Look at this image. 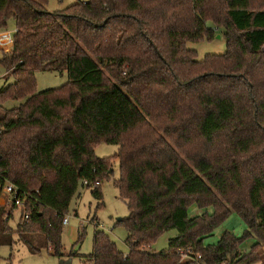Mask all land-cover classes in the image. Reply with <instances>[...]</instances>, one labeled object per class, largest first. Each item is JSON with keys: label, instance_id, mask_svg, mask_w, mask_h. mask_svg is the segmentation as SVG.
Masks as SVG:
<instances>
[{"label": "trees", "instance_id": "1", "mask_svg": "<svg viewBox=\"0 0 264 264\" xmlns=\"http://www.w3.org/2000/svg\"><path fill=\"white\" fill-rule=\"evenodd\" d=\"M48 0H0V30L15 22L0 59L14 82L0 89V199L6 184L25 207L17 231L41 233L62 256L63 221L81 185L104 205L102 180H115L129 215L128 253L97 226L84 264H257L264 245V0H78L50 12ZM224 37V54L198 58L189 42ZM37 72L68 74L38 92ZM22 101L6 109L4 101ZM102 142L118 146L99 157ZM212 213L191 217L192 206ZM258 241L239 255L226 231L231 213ZM28 215L29 219L24 220ZM0 206V245L10 234ZM95 217L92 219L94 220ZM178 235L150 252L164 233ZM83 242L79 233L76 244ZM1 264V257H0Z\"/></svg>", "mask_w": 264, "mask_h": 264}, {"label": "rangeland", "instance_id": "2", "mask_svg": "<svg viewBox=\"0 0 264 264\" xmlns=\"http://www.w3.org/2000/svg\"><path fill=\"white\" fill-rule=\"evenodd\" d=\"M78 0H48L47 9L50 12L63 11L68 6ZM15 31V22L11 20L6 30H0V59L4 54L12 49L11 32ZM220 35V34H218ZM213 40H202L200 42H189L188 47L198 52V58L201 60L208 54H224L227 50V44L224 37ZM7 71L4 66L0 65V89L14 82V78L10 77L6 80ZM37 91H45L47 89L59 88L68 82V74L57 72H37ZM22 101L8 99L4 101L3 106L6 109L18 107ZM118 151V146L110 145L105 142L100 143L96 148V155L99 157L113 156ZM112 173L108 179L101 182L100 189L104 197V205L96 210L98 201L92 194L93 188L81 185L77 195L74 197L65 218H68V224H63L62 233V249L61 254H54L51 247L46 246V240L43 234L34 233L29 235L31 245L38 249L33 252L17 231L20 217L23 209L4 208L5 217L8 214L9 226L11 233L3 235L0 245L1 264H61V261L71 260V264H84L79 256H86L93 251L94 233L97 229V223L100 224L99 229L104 230L110 238L117 244L118 248L128 253L129 249L125 242L128 232L123 224H117V218H125L129 215V208L126 201L121 197L120 190L115 180L120 178V162L114 160L112 164ZM1 203V201H0ZM212 213V208L200 209L192 206L190 209L191 217L202 215L204 213ZM95 217L94 220H92ZM248 226L245 221L233 212L230 216L217 228L212 235L207 236L203 240V246L208 247L219 242L222 235L228 231L241 238V242L237 250L241 256L249 253L253 245L258 241L256 235L246 236ZM79 233L83 234V242L76 244ZM178 232L172 230L164 233L150 249V252L159 253L168 248V242L171 238L176 237ZM77 253L79 256L69 257V254ZM186 259H182V262ZM235 260L228 261L226 264H234ZM257 264H264V245L263 259Z\"/></svg>", "mask_w": 264, "mask_h": 264}, {"label": "built area", "instance_id": "3", "mask_svg": "<svg viewBox=\"0 0 264 264\" xmlns=\"http://www.w3.org/2000/svg\"><path fill=\"white\" fill-rule=\"evenodd\" d=\"M16 31V30H15ZM0 206L4 208H18L24 209L25 207V199L20 194L19 189L12 184H6L2 191V196L0 199ZM29 216L25 215L24 220H28ZM68 218H64L63 224H68ZM97 226H100L97 223ZM186 259L188 261H192L193 264H205L202 262V256L200 254H195L191 249L182 251V259Z\"/></svg>", "mask_w": 264, "mask_h": 264}, {"label": "water", "instance_id": "4", "mask_svg": "<svg viewBox=\"0 0 264 264\" xmlns=\"http://www.w3.org/2000/svg\"><path fill=\"white\" fill-rule=\"evenodd\" d=\"M218 38H221V34L218 35ZM121 220H122V218H117V221H121ZM61 264H71V260L70 259L68 261L62 260Z\"/></svg>", "mask_w": 264, "mask_h": 264}, {"label": "crops", "instance_id": "5", "mask_svg": "<svg viewBox=\"0 0 264 264\" xmlns=\"http://www.w3.org/2000/svg\"><path fill=\"white\" fill-rule=\"evenodd\" d=\"M13 34V32H11Z\"/></svg>", "mask_w": 264, "mask_h": 264}]
</instances>
